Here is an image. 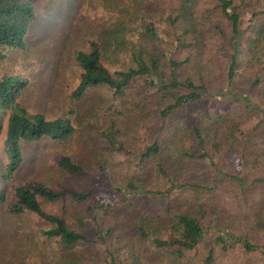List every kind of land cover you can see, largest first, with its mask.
Wrapping results in <instances>:
<instances>
[{
  "label": "trees",
  "instance_id": "obj_1",
  "mask_svg": "<svg viewBox=\"0 0 264 264\" xmlns=\"http://www.w3.org/2000/svg\"><path fill=\"white\" fill-rule=\"evenodd\" d=\"M33 1L0 0V59L5 57L1 47H25L35 18ZM246 1L138 2L134 29L118 20L109 36L123 54L118 68L111 70L103 61L100 38L90 39L87 50L76 51L80 73L71 98L105 87L107 113L99 132L89 138L94 160L81 164L61 156L58 165L76 176L109 167V178L125 190L123 199L130 208L150 195L170 196L167 207L160 203L154 214L141 208L135 219L134 235L159 251L160 260L149 264H187L184 249L205 236L224 250L237 246L257 253L264 264V239L247 226L249 216L264 217V10H253L245 19L241 9ZM155 15L166 24L162 30ZM218 41L220 48L213 50ZM244 60L248 63L241 67ZM242 72L251 76L245 93L235 90ZM26 86L20 75L0 78V141L7 154V179L23 162V143L44 138L63 142L77 131L67 115L49 120L22 106L19 97ZM129 92L133 109L125 107ZM217 97L227 101L226 107L203 104ZM197 157L214 167L211 179L193 177L190 165ZM233 157L241 159V168L228 166ZM14 196L10 212L30 211L53 224L43 231L46 237L65 247L90 241L61 216L46 214L40 204V198L82 202L90 191L30 180L15 187ZM218 197L229 199L226 218L215 206ZM188 234L194 236L188 246L170 241ZM109 255L106 264H117L114 253ZM212 261L210 250L194 264Z\"/></svg>",
  "mask_w": 264,
  "mask_h": 264
},
{
  "label": "rangeland",
  "instance_id": "obj_2",
  "mask_svg": "<svg viewBox=\"0 0 264 264\" xmlns=\"http://www.w3.org/2000/svg\"><path fill=\"white\" fill-rule=\"evenodd\" d=\"M150 1L153 0H34L35 18L26 35L25 47H1L5 57L0 59V78L20 75L27 80L19 97L22 106L34 113H42L49 120L67 115L77 131L63 142L44 138L23 143V162L8 179L3 178L7 154L0 141V191L4 193V200L0 202V264H106L111 252L117 264H149L153 258L160 260L159 251L156 253L153 247L134 235V223L141 208L154 214L160 203L167 207L170 196L150 195L139 199L136 205L140 206L130 208L123 199L127 195L125 190L119 189L109 178V167L88 176H76L58 165L61 156H69L81 164L94 160L89 138L99 132L107 113L109 95L105 87L90 89L78 100L71 98L80 73L75 62L76 51L87 50L90 39L100 38L103 61L111 70L118 68L123 54L113 47L109 37L113 26L119 20L126 24V29H134L140 7L138 2ZM253 10H264V0H247L241 13L248 19ZM154 20L158 31L162 30L161 24L166 25L159 15H155ZM220 46L218 41L213 50ZM247 63L244 60L240 66ZM244 73L235 89L237 92L245 93L250 83L251 76ZM132 99L129 92L125 107L133 109ZM226 102L217 97L203 104L221 110L226 107ZM252 123L253 118L248 129ZM213 147L217 148L216 144ZM213 147L211 153L215 151ZM228 163L232 169L242 166L239 157L231 158ZM190 168L193 177H199L196 179L200 182L215 175L214 167L203 157L192 160ZM30 180H38L53 188L90 191L86 200L77 203L70 199L49 202L40 198L46 214L61 216L71 230L87 235L89 242L65 247L56 238L43 234L53 226L51 222L30 211L19 214L9 211L15 201V187ZM228 205V198H217L215 206L221 216ZM247 222L251 234L258 233L264 239V217L256 213L249 216ZM193 237L188 234L171 237L170 241L174 245L188 246ZM184 250L189 259L187 264H194L210 250L213 251L211 264H263L257 253L246 252L237 246L224 250L207 236L194 247Z\"/></svg>",
  "mask_w": 264,
  "mask_h": 264
}]
</instances>
